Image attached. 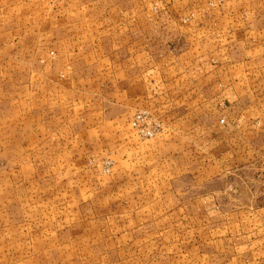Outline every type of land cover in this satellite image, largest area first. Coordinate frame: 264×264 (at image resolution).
I'll return each instance as SVG.
<instances>
[{
    "label": "crops",
    "instance_id": "crops-1",
    "mask_svg": "<svg viewBox=\"0 0 264 264\" xmlns=\"http://www.w3.org/2000/svg\"><path fill=\"white\" fill-rule=\"evenodd\" d=\"M152 1L146 12L145 0H0V155L17 161L25 148L60 162L67 115L85 114L87 132L121 134L124 160L133 150L169 160L170 180L185 181L170 192L178 210L194 179L216 182L198 204L239 227L243 264H264L263 1ZM210 1L230 10L206 11ZM141 108L164 130L135 143L126 126ZM62 227L51 230L62 260L79 257L76 231Z\"/></svg>",
    "mask_w": 264,
    "mask_h": 264
},
{
    "label": "rangeland",
    "instance_id": "rangeland-1",
    "mask_svg": "<svg viewBox=\"0 0 264 264\" xmlns=\"http://www.w3.org/2000/svg\"><path fill=\"white\" fill-rule=\"evenodd\" d=\"M221 5L210 1L206 11L230 10ZM239 7L253 10L247 1ZM145 11H153L152 0H145ZM87 125L85 114L67 115L65 158L60 162H41V150L31 157L25 148L17 149V161L0 155V264H243L239 227L198 204L206 186L216 182L201 185L194 179L188 210L180 205L178 210L170 192L185 181L170 180L168 159L133 157V150L130 160H124L127 147L121 134L107 138L106 125L91 134ZM129 130L135 143L152 139L139 137L131 124L126 135ZM43 153L54 154L52 148ZM258 200L262 204L264 195ZM43 201L49 204L44 211H26ZM58 227L74 228L79 257L62 260V241L51 235Z\"/></svg>",
    "mask_w": 264,
    "mask_h": 264
},
{
    "label": "built area",
    "instance_id": "built-area-1",
    "mask_svg": "<svg viewBox=\"0 0 264 264\" xmlns=\"http://www.w3.org/2000/svg\"><path fill=\"white\" fill-rule=\"evenodd\" d=\"M224 122V119H221ZM136 134L144 139L153 138L164 130L161 119L150 109L137 110L130 122Z\"/></svg>",
    "mask_w": 264,
    "mask_h": 264
}]
</instances>
